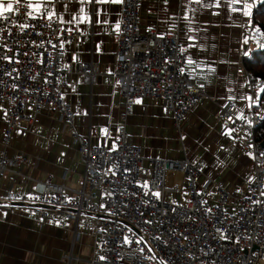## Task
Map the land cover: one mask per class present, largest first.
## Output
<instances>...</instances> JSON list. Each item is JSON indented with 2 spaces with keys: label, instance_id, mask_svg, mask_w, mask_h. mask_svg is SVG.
Returning <instances> with one entry per match:
<instances>
[{
  "label": "built area",
  "instance_id": "built-area-1",
  "mask_svg": "<svg viewBox=\"0 0 264 264\" xmlns=\"http://www.w3.org/2000/svg\"><path fill=\"white\" fill-rule=\"evenodd\" d=\"M143 2L123 0L120 29L113 32L119 36L113 75L124 101L115 145L109 148L94 144L89 135L73 134L84 164L80 189L26 174L13 167L20 160L8 151L14 130L24 122L32 123L30 107L38 113L49 106L74 126L75 112L62 93L64 79L80 74L84 83L93 85L98 65L93 60L65 65V43L75 42L80 33L44 10L32 9L29 0L19 4L14 0L19 10L5 13L8 19L0 17V108L5 123L0 177L12 176L25 186L23 191H5L0 207H30L41 220L63 210L99 227L103 235L100 251L90 259L69 255L68 264L72 259L76 264H264V147L263 139L255 137V128L264 118V105L257 110L262 81L244 68L250 90V124L237 119L234 101L221 107L219 114L225 126L238 122L250 133L241 148L252 156L254 176L242 180L240 191L218 184L217 199L207 197L198 188L204 161L194 163L188 158H152L151 174L145 179L146 158L140 146L128 142L126 128L137 99L163 98L181 131L187 115L212 96L185 69L187 55L179 24L165 34L154 28L141 29ZM174 171L184 174L190 191L181 203L164 198L167 176ZM212 183L209 180L205 188Z\"/></svg>",
  "mask_w": 264,
  "mask_h": 264
},
{
  "label": "crops",
  "instance_id": "crops-1",
  "mask_svg": "<svg viewBox=\"0 0 264 264\" xmlns=\"http://www.w3.org/2000/svg\"><path fill=\"white\" fill-rule=\"evenodd\" d=\"M32 9L57 17L79 38L66 42L65 61L93 60L99 69L95 84H86L80 74L64 79L62 93L71 104L74 126L49 106L38 113L30 107L32 123L14 130L8 154L20 160L15 168L45 181L66 183L80 189L84 173L74 132L89 135L94 144L112 148L122 124L124 101L114 79L123 0H29ZM258 0H144L140 9L141 29L154 28L165 34L180 25V41L186 55V71L212 96L202 100L178 130L161 97L139 98L128 117V142L142 148L146 179L152 158L185 159L201 168L199 191L216 200L217 185L240 191L244 178H253L254 163L241 148L248 130L234 122L225 126L219 119L221 107L234 101L236 117L250 124V90L244 58L264 45V34L254 26ZM14 3V0H13ZM39 4V8L35 7ZM253 28V37L250 31ZM113 32H117L113 34ZM194 62H197L196 64ZM261 91V89H260ZM0 108V149L5 130ZM212 184L205 188L207 182ZM164 198L181 203L190 191L180 171L168 174ZM179 186L180 190L173 188ZM12 176L0 177V196L8 189L24 190ZM30 207H0V264H68V256L92 258L100 251L103 235L99 227L77 220L63 210L41 220ZM71 264H76L74 259ZM81 264H92L82 262Z\"/></svg>",
  "mask_w": 264,
  "mask_h": 264
},
{
  "label": "trees",
  "instance_id": "trees-1",
  "mask_svg": "<svg viewBox=\"0 0 264 264\" xmlns=\"http://www.w3.org/2000/svg\"><path fill=\"white\" fill-rule=\"evenodd\" d=\"M254 24L264 34V0H258L253 13ZM244 66L250 74L262 81L264 84V45L252 50L244 58ZM264 105V85L259 93V104L257 110ZM255 137L258 140L264 139V118L263 121L255 128Z\"/></svg>",
  "mask_w": 264,
  "mask_h": 264
},
{
  "label": "snow or ice",
  "instance_id": "snow-or-ice-1",
  "mask_svg": "<svg viewBox=\"0 0 264 264\" xmlns=\"http://www.w3.org/2000/svg\"><path fill=\"white\" fill-rule=\"evenodd\" d=\"M20 0H15L16 4H19ZM116 2H119V0H116ZM35 7L38 9L39 4H36ZM19 9L14 8L13 0H0V17H3L4 19H8L7 16H5V13H12L13 11H18ZM29 16H31V13H28Z\"/></svg>",
  "mask_w": 264,
  "mask_h": 264
},
{
  "label": "rangeland",
  "instance_id": "rangeland-1",
  "mask_svg": "<svg viewBox=\"0 0 264 264\" xmlns=\"http://www.w3.org/2000/svg\"><path fill=\"white\" fill-rule=\"evenodd\" d=\"M256 49H257V48H256ZM263 85H264V84H263V83H261V84H260V86H259V88H260V89H262Z\"/></svg>",
  "mask_w": 264,
  "mask_h": 264
},
{
  "label": "water",
  "instance_id": "water-1",
  "mask_svg": "<svg viewBox=\"0 0 264 264\" xmlns=\"http://www.w3.org/2000/svg\"><path fill=\"white\" fill-rule=\"evenodd\" d=\"M261 145H262V147H264V139H263V141L261 142Z\"/></svg>",
  "mask_w": 264,
  "mask_h": 264
}]
</instances>
